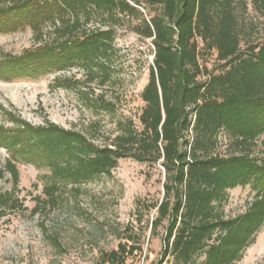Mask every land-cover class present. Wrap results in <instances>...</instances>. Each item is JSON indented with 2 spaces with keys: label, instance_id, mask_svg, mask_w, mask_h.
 I'll use <instances>...</instances> for the list:
<instances>
[{
  "label": "trees",
  "instance_id": "1",
  "mask_svg": "<svg viewBox=\"0 0 264 264\" xmlns=\"http://www.w3.org/2000/svg\"><path fill=\"white\" fill-rule=\"evenodd\" d=\"M251 2L264 8V0ZM246 7L247 0H0V34L29 27L38 40L46 29L58 35L0 58V79L75 68L85 80L74 76L57 86L78 89L82 103L96 110L110 112L114 103L90 98L80 87L111 81L117 33L126 29L153 45L138 124L118 121L117 134L102 145L50 122L36 127L9 115L12 129L0 125V144L13 158L48 171L34 214L67 191L112 176L122 159L161 164L164 197L147 206L155 211L151 235L161 226L165 231L159 264L240 263L264 224V146L260 156L250 155L264 134V37L246 39L252 29ZM213 52L218 73L206 64ZM221 131L234 149L229 156L215 153ZM7 164L16 178V167ZM247 185L256 192L253 201L245 213L226 218L220 207L228 192ZM8 198L1 195L0 210ZM120 238L118 248L104 254L110 264L143 252L140 238L128 232Z\"/></svg>",
  "mask_w": 264,
  "mask_h": 264
},
{
  "label": "rangeland",
  "instance_id": "2",
  "mask_svg": "<svg viewBox=\"0 0 264 264\" xmlns=\"http://www.w3.org/2000/svg\"><path fill=\"white\" fill-rule=\"evenodd\" d=\"M244 18L251 25L246 37L254 42L264 37V8L254 7L247 0ZM89 24L87 29H95ZM58 38L46 29L42 40L27 27L24 30L0 34V58L18 56L27 49ZM114 74L104 86L89 83L80 87L89 97L103 95L114 103L106 112L82 103L78 89L57 86L58 80H85V75L73 68L69 71L0 79V125L12 129L9 115L39 127L57 124L67 130L86 132L96 145H102L109 136L117 134L116 124L131 118L138 124L144 102L140 95L149 79V66L153 61L150 40L139 39L128 30H120L114 42ZM215 52L206 58L208 70L220 72ZM251 148L252 157L260 156L264 134ZM216 154L229 156L234 149L227 135L221 131L217 137ZM240 154V152H238ZM16 167V178L7 170V163ZM0 197L9 195L0 210V264H110L105 253L116 250L120 237L128 232L142 241L143 252L127 256L125 264H159L164 247V227L151 235L148 223L155 211L148 205L164 197L165 173L161 164L139 163L122 159L112 172L103 175L71 192L63 193L53 205H42L34 214L37 199H44L43 188L48 171L33 163L15 159L0 144ZM256 192L251 185L233 188L227 201L220 207L226 218L237 217L247 210ZM139 205V207H138ZM255 241L243 253L238 264H264V224ZM166 260L172 261L171 257ZM203 261L201 259L199 264Z\"/></svg>",
  "mask_w": 264,
  "mask_h": 264
}]
</instances>
